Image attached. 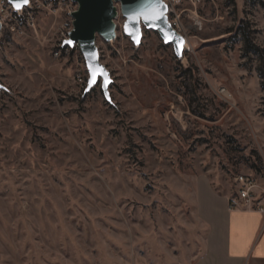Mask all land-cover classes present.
<instances>
[{
  "label": "rangeland",
  "instance_id": "rangeland-1",
  "mask_svg": "<svg viewBox=\"0 0 264 264\" xmlns=\"http://www.w3.org/2000/svg\"><path fill=\"white\" fill-rule=\"evenodd\" d=\"M29 5L34 26L0 29V264L162 263L234 175L264 184L259 57L239 30L264 48V0H181L179 55L119 13L112 40L95 34L106 89L61 45L78 4Z\"/></svg>",
  "mask_w": 264,
  "mask_h": 264
},
{
  "label": "crops",
  "instance_id": "crops-1",
  "mask_svg": "<svg viewBox=\"0 0 264 264\" xmlns=\"http://www.w3.org/2000/svg\"><path fill=\"white\" fill-rule=\"evenodd\" d=\"M219 205L199 216L201 227L182 230L180 244L163 246L164 262L132 264H264V214Z\"/></svg>",
  "mask_w": 264,
  "mask_h": 264
},
{
  "label": "water",
  "instance_id": "water-1",
  "mask_svg": "<svg viewBox=\"0 0 264 264\" xmlns=\"http://www.w3.org/2000/svg\"><path fill=\"white\" fill-rule=\"evenodd\" d=\"M78 4V8L73 12V30L69 34V39L67 43H78L79 48L84 56L86 66L88 68L89 62L99 65L104 70L105 68L100 64L98 60L97 49L95 47V34H102L107 32L111 28L110 18L113 13V4L118 3L120 5L121 13L125 17L124 32L126 35L133 40L125 31V24L128 22V18L131 14L142 10L147 7L150 0H74ZM10 2V0H9ZM11 3V2H10ZM163 5L164 18L158 21L156 24H150L144 22L142 19L138 25H133L132 28L136 31L138 35V40L141 37L140 24L147 29L156 31L160 38L166 44H171L173 46L176 54H180L181 48V35L171 26L167 17V5L160 0ZM130 28V31L132 30ZM134 41V40H133ZM107 80L109 81L108 72ZM101 78L102 88L106 89L108 83L104 84V78ZM99 79V78H98ZM97 79V80H98ZM88 84L91 86L92 83Z\"/></svg>",
  "mask_w": 264,
  "mask_h": 264
},
{
  "label": "built area",
  "instance_id": "built-area-1",
  "mask_svg": "<svg viewBox=\"0 0 264 264\" xmlns=\"http://www.w3.org/2000/svg\"><path fill=\"white\" fill-rule=\"evenodd\" d=\"M167 5V13L173 12L174 7L178 6L181 0H162ZM61 2H75L74 0H43L49 9L56 10L55 5ZM9 0H0V29H5L10 33L23 31L24 25L29 27L34 26V18L30 12L29 3L26 8L19 10L11 7ZM24 7V6H23ZM178 15L174 14L171 26L178 31ZM73 30V20L71 25H66L62 28V46L67 43L69 34ZM76 44V42H75ZM78 44V43H77ZM76 44V45H77ZM79 46V45H78ZM65 51L67 48L65 47ZM229 209H242L255 211L264 214V184L259 182V179L251 174L239 173L233 176V192L228 201Z\"/></svg>",
  "mask_w": 264,
  "mask_h": 264
},
{
  "label": "snow or ice",
  "instance_id": "snow-or-ice-1",
  "mask_svg": "<svg viewBox=\"0 0 264 264\" xmlns=\"http://www.w3.org/2000/svg\"><path fill=\"white\" fill-rule=\"evenodd\" d=\"M28 0H13L14 6L19 10L22 6L26 5ZM164 18L163 5L160 3V0H150V3L147 7L143 8L140 11H137L131 14L128 18V22L125 24V31L132 36V38L138 42V35L133 25H138L141 19L150 24H156L158 21ZM130 28L132 30L130 31ZM182 43V40L180 41ZM88 72L90 76L89 83L95 84L97 79L100 77L104 78V84L106 85L109 81L107 80V74L105 70L97 64L89 62Z\"/></svg>",
  "mask_w": 264,
  "mask_h": 264
},
{
  "label": "trees",
  "instance_id": "trees-1",
  "mask_svg": "<svg viewBox=\"0 0 264 264\" xmlns=\"http://www.w3.org/2000/svg\"><path fill=\"white\" fill-rule=\"evenodd\" d=\"M240 33L243 37L244 46L243 49L245 52L251 51L258 55L259 57V68L258 73L259 77L262 80V89H264V48L256 45L252 39L251 32L247 25H241Z\"/></svg>",
  "mask_w": 264,
  "mask_h": 264
},
{
  "label": "bare ground",
  "instance_id": "bare-ground-1",
  "mask_svg": "<svg viewBox=\"0 0 264 264\" xmlns=\"http://www.w3.org/2000/svg\"><path fill=\"white\" fill-rule=\"evenodd\" d=\"M11 4L13 5V7L16 9V7L14 6V3H13V0H10ZM29 3V0L27 2V4ZM26 4V5H27ZM25 6V5H24ZM23 7V6H22ZM21 7V8H22ZM121 13V9H120V5L117 4H113V13H112V16L110 18V21H111V28L105 32V33H102V34H99L104 40H107V41H110L112 40L114 37H115V18L118 16V14ZM141 27L142 25L140 24V32H141ZM139 38V37H138ZM134 40V39H133ZM181 40H182V43H181V48H183V46L185 45V40L183 37H181ZM135 41V40H134ZM136 42V41H135Z\"/></svg>",
  "mask_w": 264,
  "mask_h": 264
}]
</instances>
